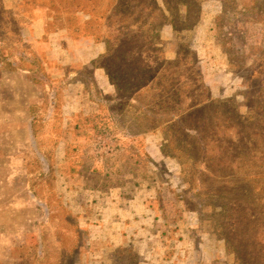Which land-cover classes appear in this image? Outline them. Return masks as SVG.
Instances as JSON below:
<instances>
[{"label": "rangeland", "instance_id": "rangeland-1", "mask_svg": "<svg viewBox=\"0 0 264 264\" xmlns=\"http://www.w3.org/2000/svg\"><path fill=\"white\" fill-rule=\"evenodd\" d=\"M97 1L58 20L52 0H1L0 264H237L220 205L264 206V0H203L194 28L165 27L164 52L207 89L187 74L180 108L224 101L188 130L175 104L111 92L81 62L114 37ZM243 232L229 245L249 248Z\"/></svg>", "mask_w": 264, "mask_h": 264}, {"label": "trees", "instance_id": "trees-1", "mask_svg": "<svg viewBox=\"0 0 264 264\" xmlns=\"http://www.w3.org/2000/svg\"><path fill=\"white\" fill-rule=\"evenodd\" d=\"M52 1V9L56 10L58 20H63L62 14L71 16L74 12L85 10L86 7H91L87 10L95 12L99 4L97 0ZM202 1L162 0L163 6H161L159 0H109L105 8V19L109 30L114 26V37L106 36L104 39L105 52L99 59L92 62L96 68H101L108 74L110 82L116 87L118 94L122 95L127 92H134V96L143 94L145 99L149 100L155 107L166 106L169 113V105L178 106L180 112L174 113L178 118L177 120L172 119L175 121L171 125L179 127V130L190 129L185 124L188 116H192L199 110L204 111L212 104L224 103V101L211 100L209 96H203L189 106L187 109L189 111L185 113V109L180 108V105L187 98L183 87L192 86V81L189 80L187 74L195 73L197 75L195 82H197L198 87L195 91L200 93L193 95L197 98L202 96V92L207 91L206 87L203 86L202 74L194 63L188 66V63L184 62L180 51L177 50L175 58L171 59L173 58V51L164 52L165 46H161L167 39L163 33L166 26H171L175 33H180L191 30L199 23ZM192 10L195 13V18L191 24H188ZM70 16L66 19L68 27L71 26L72 16ZM133 29H135L133 35H138L139 40L130 43L126 34ZM119 45H121L122 50ZM186 46L189 54L193 55L191 46L188 44ZM101 60L103 61L102 65H98ZM235 112L237 119L242 117L238 111ZM171 140L173 141V139ZM239 142L245 143V137L239 139ZM251 142V139H248V143L251 144ZM226 183L231 184L228 180ZM215 193L219 194V197L224 194L220 189L216 190ZM216 206L214 205L213 208ZM220 208L226 211L225 213L231 211L227 215H223L224 213L221 215H223V220L228 221L226 228H230V234L236 237V240L241 233H245L243 231L252 232L251 241L247 243L249 248L246 249L244 247L241 249L240 244L229 245L235 239L228 236L224 237L228 247L236 255V263L264 264V206L258 212L253 208V210L247 211L239 199H229L227 202H222Z\"/></svg>", "mask_w": 264, "mask_h": 264}, {"label": "crops", "instance_id": "crops-1", "mask_svg": "<svg viewBox=\"0 0 264 264\" xmlns=\"http://www.w3.org/2000/svg\"><path fill=\"white\" fill-rule=\"evenodd\" d=\"M166 27H169V26H166ZM105 49H106L105 43H102V42L96 43V45L93 48L94 53L91 51L84 53L83 56L80 57V60H82L81 62L83 64L91 63L94 60H96L105 51ZM96 74H98L99 76L103 78V81H102L103 86L109 87L110 88L109 90H111V92L115 91L114 85L110 82L109 76L106 74V72L103 69L96 68ZM131 201L133 202L134 200H131Z\"/></svg>", "mask_w": 264, "mask_h": 264}]
</instances>
